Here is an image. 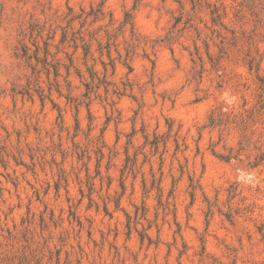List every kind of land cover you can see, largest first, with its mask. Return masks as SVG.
Wrapping results in <instances>:
<instances>
[{"label": "rangeland", "instance_id": "1", "mask_svg": "<svg viewBox=\"0 0 264 264\" xmlns=\"http://www.w3.org/2000/svg\"><path fill=\"white\" fill-rule=\"evenodd\" d=\"M0 264H264V0H0Z\"/></svg>", "mask_w": 264, "mask_h": 264}, {"label": "clouds", "instance_id": "2", "mask_svg": "<svg viewBox=\"0 0 264 264\" xmlns=\"http://www.w3.org/2000/svg\"><path fill=\"white\" fill-rule=\"evenodd\" d=\"M245 177H246V179H245ZM241 179L244 180V182L248 183V182H252L254 180V177L251 174L242 173Z\"/></svg>", "mask_w": 264, "mask_h": 264}]
</instances>
